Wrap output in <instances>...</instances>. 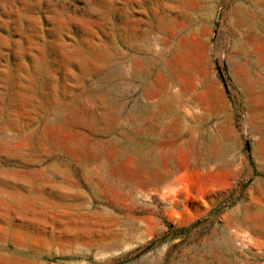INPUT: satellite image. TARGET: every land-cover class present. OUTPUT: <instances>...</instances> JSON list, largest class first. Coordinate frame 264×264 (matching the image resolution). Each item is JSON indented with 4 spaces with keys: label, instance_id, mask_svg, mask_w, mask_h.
Returning a JSON list of instances; mask_svg holds the SVG:
<instances>
[{
    "label": "rangeland",
    "instance_id": "1",
    "mask_svg": "<svg viewBox=\"0 0 264 264\" xmlns=\"http://www.w3.org/2000/svg\"><path fill=\"white\" fill-rule=\"evenodd\" d=\"M0 264H264V0H0Z\"/></svg>",
    "mask_w": 264,
    "mask_h": 264
},
{
    "label": "bare ground",
    "instance_id": "2",
    "mask_svg": "<svg viewBox=\"0 0 264 264\" xmlns=\"http://www.w3.org/2000/svg\"><path fill=\"white\" fill-rule=\"evenodd\" d=\"M245 42H246V40H245ZM246 43H247V42H246ZM248 43H249V42H248ZM117 49H118V48H117ZM115 50H116V49H115ZM116 51H119V50H116ZM106 58H107V57H106ZM118 58H120V56H119ZM116 60H117V59H116ZM116 60H115V61H116ZM119 60H121V59H119ZM119 60H118V61H119ZM121 64H122V63H121ZM112 65H113V64H112ZM123 67H124V66H123ZM126 67H127V66H126ZM116 68H117V67H116ZM118 70H119V69H118ZM125 73H126V72H125ZM119 87H121V85H120ZM119 87H118V88H119ZM109 88H110V87H109ZM116 88H117V87H116ZM106 89H107V88H106ZM110 89H111V88H110ZM113 89H114V88H113ZM119 89H120V88H119ZM107 90H108V89H107ZM107 90H106V91H107ZM119 91H120V90H119ZM107 92H108V91H107ZM122 92H123V91H122ZM110 93H111V92H110ZM112 93H113V92H112ZM116 94H117V93H116ZM106 95H108V94H106ZM112 95H113V94H112ZM112 95H111V96H112ZM114 95H115V93H114ZM118 95H119V94H118ZM118 95H117V96H118ZM117 96H116V97H117ZM176 97H177V96H176ZM113 98H114V97H113ZM110 99H111V98H110ZM115 99H116V98H115ZM116 100H118V99H116ZM116 100H115V102H116ZM118 101H119V100H118ZM175 103H176V102H175ZM119 105H120V104H119ZM180 106H181V105H180ZM116 107H118V102H117ZM108 109H109V108H108ZM123 109H124V108H123ZM58 110H59V109H58ZM112 110H113V109H112ZM120 110H121V109H120ZM103 111H105V110H103ZM121 111H122V110H121ZM100 112H101V111H100ZM119 112H120V111H118V109H115V110L113 111V113H112L113 117H118ZM120 113H121V112H120ZM134 118H135V117H134ZM87 120H88V119H87ZM87 120H86V122H87ZM125 120H126V119H125ZM88 122H89V121H88ZM88 122H87V123H88ZM68 123H69V122H68ZM84 125H85V124H84ZM91 125H92V124H91ZM88 128H89V127H88ZM95 129H96V128H95ZM97 130H98V129H97ZM148 132H149V131H148ZM94 140H95V139H94ZM144 151H145V150H144ZM143 156H144V155H143ZM147 156H148V155H147ZM158 157H159V156H158ZM132 158H133V157H132ZM159 160H160V159H159ZM190 160H191V159H190ZM144 164H145V163H144ZM100 166H101V165H100ZM100 166H99V167H100ZM142 166H145V165L142 164ZM96 169H97V168H96ZM98 170H99V169H97L96 172H97ZM93 171H95V170H93ZM104 171H105V170H104ZM94 173H95V172H94ZM148 174H149V173H148ZM112 175H113V174H112Z\"/></svg>",
    "mask_w": 264,
    "mask_h": 264
}]
</instances>
